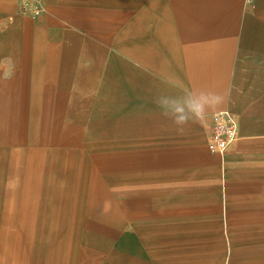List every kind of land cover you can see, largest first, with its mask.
<instances>
[{
  "label": "rangeland",
  "instance_id": "374dc122",
  "mask_svg": "<svg viewBox=\"0 0 264 264\" xmlns=\"http://www.w3.org/2000/svg\"><path fill=\"white\" fill-rule=\"evenodd\" d=\"M153 1L0 0V264H84L89 237L96 264H264V90L183 134L154 102L232 92L216 73L264 56V0H240L234 42H141L156 73L112 49L135 48ZM219 112L239 138L214 154Z\"/></svg>",
  "mask_w": 264,
  "mask_h": 264
},
{
  "label": "crops",
  "instance_id": "0c3cea01",
  "mask_svg": "<svg viewBox=\"0 0 264 264\" xmlns=\"http://www.w3.org/2000/svg\"><path fill=\"white\" fill-rule=\"evenodd\" d=\"M239 3L240 0H162L160 2H148L146 4L147 9L150 14H153V21L145 23L137 22V27L141 30L136 32L137 37L134 39L136 40L135 48L133 43L134 41H130V43H128L130 46L129 48L123 45L121 42L122 36H120V38H116L112 44V49L117 54L124 53L130 62L138 64L143 62L149 70L156 73L158 70L155 64L157 60L155 61L152 57L150 58L151 51L148 50V48L150 49L153 44H156V47H152L153 49H166V47H164L165 42L170 41L172 38L201 42H234L237 37V32L235 31L234 26L237 18L239 17L236 11ZM157 10H159L160 13ZM259 11L262 10L259 9ZM262 37L263 38H259L261 41H264V36ZM100 38L102 40H110L109 36L105 35L100 36ZM145 40L150 43L148 48L146 47V43L145 47L144 44L141 43ZM115 57L116 56H114V58ZM228 65L230 64H227L225 71L221 70L217 72L216 76L217 81H221L226 87L229 82L234 86L232 88L233 90H231L232 92H229V97L231 98V101H229L232 102L231 104L233 105V108L239 106L241 101L239 98L244 95L245 92L252 91L254 89L264 90V56H247L243 58V60H241L235 68L238 71L232 74ZM208 79L203 80L202 83L204 84L205 81H207L208 84L210 82L213 84L215 83V77H210V79ZM254 86H256V88H253ZM218 89H223L222 91L227 90V88ZM41 96L42 95L40 94L39 98H41ZM44 97L45 96H43V98ZM22 133L24 134V132ZM14 140L15 141L12 143L16 145H32V137L27 140L26 136H20ZM87 245L90 246V250L87 251L92 254L93 258L85 261L84 264H96L95 262L98 261V252L96 249L99 248L104 251L108 250V246L104 244V241L95 242L92 237L87 239ZM26 250L32 251L31 246L26 248ZM114 251L116 252V250ZM116 253L120 256L123 254L121 251H117ZM23 256L25 259L31 261V256L27 258L25 251L23 252ZM107 262H110V259L109 261L107 260ZM37 264L40 263L38 262Z\"/></svg>",
  "mask_w": 264,
  "mask_h": 264
},
{
  "label": "clouds",
  "instance_id": "9594fccd",
  "mask_svg": "<svg viewBox=\"0 0 264 264\" xmlns=\"http://www.w3.org/2000/svg\"><path fill=\"white\" fill-rule=\"evenodd\" d=\"M228 98V92L185 87L180 95H159L154 102L160 115L171 120L176 131L183 134L191 125L202 122L210 111L225 105Z\"/></svg>",
  "mask_w": 264,
  "mask_h": 264
},
{
  "label": "built area",
  "instance_id": "2783aa9c",
  "mask_svg": "<svg viewBox=\"0 0 264 264\" xmlns=\"http://www.w3.org/2000/svg\"><path fill=\"white\" fill-rule=\"evenodd\" d=\"M238 127L228 112L213 116L206 136V149L210 153L223 154L239 138Z\"/></svg>",
  "mask_w": 264,
  "mask_h": 264
}]
</instances>
